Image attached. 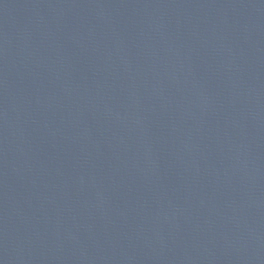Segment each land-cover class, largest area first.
Segmentation results:
<instances>
[{
  "label": "water",
  "instance_id": "water-1",
  "mask_svg": "<svg viewBox=\"0 0 264 264\" xmlns=\"http://www.w3.org/2000/svg\"><path fill=\"white\" fill-rule=\"evenodd\" d=\"M0 264H264V0H0Z\"/></svg>",
  "mask_w": 264,
  "mask_h": 264
}]
</instances>
